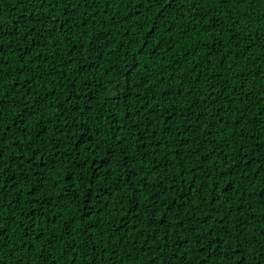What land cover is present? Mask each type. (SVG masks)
I'll return each instance as SVG.
<instances>
[{"label":"trees","instance_id":"obj_1","mask_svg":"<svg viewBox=\"0 0 264 264\" xmlns=\"http://www.w3.org/2000/svg\"><path fill=\"white\" fill-rule=\"evenodd\" d=\"M0 264H264V0H0Z\"/></svg>","mask_w":264,"mask_h":264}]
</instances>
